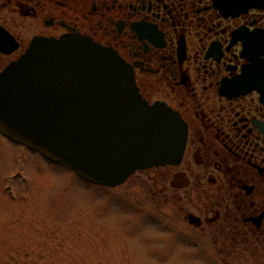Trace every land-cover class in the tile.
Here are the masks:
<instances>
[{"label": "flooded vegetation", "instance_id": "obj_1", "mask_svg": "<svg viewBox=\"0 0 264 264\" xmlns=\"http://www.w3.org/2000/svg\"><path fill=\"white\" fill-rule=\"evenodd\" d=\"M0 26L19 45L0 52V70L34 37L78 34L114 50L141 96L188 127L179 164L141 171H153L154 192L224 264H264V0H0ZM0 137L14 161L20 147L3 185L14 198L33 151Z\"/></svg>", "mask_w": 264, "mask_h": 264}, {"label": "water", "instance_id": "obj_2", "mask_svg": "<svg viewBox=\"0 0 264 264\" xmlns=\"http://www.w3.org/2000/svg\"><path fill=\"white\" fill-rule=\"evenodd\" d=\"M18 46L0 26V52ZM0 132L87 181L117 187L136 171L179 164L188 127L141 96L114 50L69 34L34 37L0 71Z\"/></svg>", "mask_w": 264, "mask_h": 264}, {"label": "rangeland", "instance_id": "obj_3", "mask_svg": "<svg viewBox=\"0 0 264 264\" xmlns=\"http://www.w3.org/2000/svg\"><path fill=\"white\" fill-rule=\"evenodd\" d=\"M12 151L0 137V264H224L154 192L153 171L105 187L28 152L12 198Z\"/></svg>", "mask_w": 264, "mask_h": 264}]
</instances>
